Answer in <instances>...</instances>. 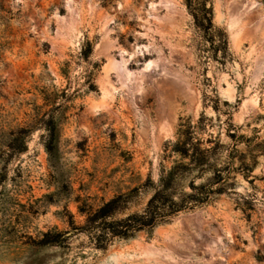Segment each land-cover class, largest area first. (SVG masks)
<instances>
[{"label":"rangeland","instance_id":"1","mask_svg":"<svg viewBox=\"0 0 264 264\" xmlns=\"http://www.w3.org/2000/svg\"><path fill=\"white\" fill-rule=\"evenodd\" d=\"M0 264H264V0H0Z\"/></svg>","mask_w":264,"mask_h":264},{"label":"trees","instance_id":"2","mask_svg":"<svg viewBox=\"0 0 264 264\" xmlns=\"http://www.w3.org/2000/svg\"><path fill=\"white\" fill-rule=\"evenodd\" d=\"M204 200L195 196L188 197L181 203L167 197L162 192H156L149 200L148 206L142 213L130 214L126 218L109 221L113 213V201L105 203L97 209L81 210L86 213V224L80 231L90 232L96 246L105 249L110 242V236L131 238L141 230L152 232L158 225L166 222L179 212L192 206V203H202ZM55 242H57L55 240Z\"/></svg>","mask_w":264,"mask_h":264}]
</instances>
